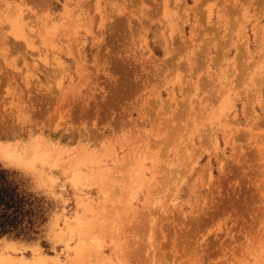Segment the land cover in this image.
<instances>
[{"label":"rangeland","instance_id":"374dc122","mask_svg":"<svg viewBox=\"0 0 264 264\" xmlns=\"http://www.w3.org/2000/svg\"><path fill=\"white\" fill-rule=\"evenodd\" d=\"M0 164V264H264V0H0Z\"/></svg>","mask_w":264,"mask_h":264},{"label":"trees","instance_id":"16d2710c","mask_svg":"<svg viewBox=\"0 0 264 264\" xmlns=\"http://www.w3.org/2000/svg\"><path fill=\"white\" fill-rule=\"evenodd\" d=\"M41 219V209L14 171L0 164V236L28 237L36 232Z\"/></svg>","mask_w":264,"mask_h":264},{"label":"bare ground","instance_id":"6f19581e","mask_svg":"<svg viewBox=\"0 0 264 264\" xmlns=\"http://www.w3.org/2000/svg\"><path fill=\"white\" fill-rule=\"evenodd\" d=\"M225 97V96H224ZM225 104H226V102H225ZM224 105V104H223ZM226 106V105H225ZM220 107V106H219ZM224 107V106H223ZM220 112V111H219Z\"/></svg>","mask_w":264,"mask_h":264}]
</instances>
